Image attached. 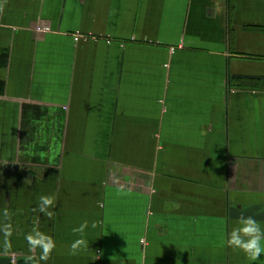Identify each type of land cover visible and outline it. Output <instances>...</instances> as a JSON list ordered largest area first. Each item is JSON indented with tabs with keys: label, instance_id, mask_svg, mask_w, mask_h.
Returning a JSON list of instances; mask_svg holds the SVG:
<instances>
[{
	"label": "crops",
	"instance_id": "0c3cea01",
	"mask_svg": "<svg viewBox=\"0 0 264 264\" xmlns=\"http://www.w3.org/2000/svg\"><path fill=\"white\" fill-rule=\"evenodd\" d=\"M5 207L0 264L39 258L34 226L40 264H249L226 237L264 224V0H0Z\"/></svg>",
	"mask_w": 264,
	"mask_h": 264
},
{
	"label": "clouds",
	"instance_id": "9594fccd",
	"mask_svg": "<svg viewBox=\"0 0 264 264\" xmlns=\"http://www.w3.org/2000/svg\"><path fill=\"white\" fill-rule=\"evenodd\" d=\"M55 204L56 197L54 195L42 194L39 197V212L50 217L53 215ZM11 215L12 214L6 207L0 210V216H2L5 221L0 223V232H3L5 237V248L11 247L9 240L13 231ZM95 226V221L90 225L88 220H84L77 227L72 229L73 232L80 233V235L69 244V248L73 253L82 248H88L89 240L86 238V230L89 227L94 228ZM25 239L31 249L40 250L39 258L34 260L33 264H40V261H47L50 254L57 246L56 240L51 234L35 226L31 231L25 234ZM226 243L234 249L242 251L248 258L249 264L252 261H258L264 258V224L251 215L245 216L242 214L238 217L235 221V225L227 234ZM121 264H125L124 259H121Z\"/></svg>",
	"mask_w": 264,
	"mask_h": 264
},
{
	"label": "built area",
	"instance_id": "2783aa9c",
	"mask_svg": "<svg viewBox=\"0 0 264 264\" xmlns=\"http://www.w3.org/2000/svg\"><path fill=\"white\" fill-rule=\"evenodd\" d=\"M34 30L38 33H44L50 31V28L48 26H36L34 27ZM78 39V36H75V40Z\"/></svg>",
	"mask_w": 264,
	"mask_h": 264
}]
</instances>
